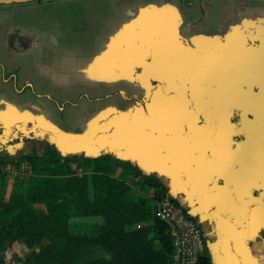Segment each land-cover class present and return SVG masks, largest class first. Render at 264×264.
<instances>
[{"label": "crops", "instance_id": "1", "mask_svg": "<svg viewBox=\"0 0 264 264\" xmlns=\"http://www.w3.org/2000/svg\"><path fill=\"white\" fill-rule=\"evenodd\" d=\"M38 129L61 154L169 177L216 233L218 264H246L263 209L248 195L264 175V0L0 3V157L29 152Z\"/></svg>", "mask_w": 264, "mask_h": 264}, {"label": "trees", "instance_id": "2", "mask_svg": "<svg viewBox=\"0 0 264 264\" xmlns=\"http://www.w3.org/2000/svg\"><path fill=\"white\" fill-rule=\"evenodd\" d=\"M25 139L32 142L29 152L0 157V163L24 166L29 174L26 186L15 184L8 195L0 177V264H168L172 241L153 203L165 194L201 229L199 264H218L216 233L184 199L171 197L169 177L111 152L61 154L40 129ZM132 179L151 188L152 195L137 193ZM248 199L250 210L262 205L264 212V175L254 178ZM77 216H99L102 222H70ZM148 220L151 225L127 228ZM15 243L29 251L19 256L12 249ZM245 246L253 264H264V226L249 232Z\"/></svg>", "mask_w": 264, "mask_h": 264}, {"label": "built area", "instance_id": "3", "mask_svg": "<svg viewBox=\"0 0 264 264\" xmlns=\"http://www.w3.org/2000/svg\"><path fill=\"white\" fill-rule=\"evenodd\" d=\"M183 5L189 0H180ZM15 170L10 163H0V173ZM156 215L167 228L172 241V252L168 264H199L203 238L199 225L186 215L168 195L156 200Z\"/></svg>", "mask_w": 264, "mask_h": 264}, {"label": "rangeland", "instance_id": "4", "mask_svg": "<svg viewBox=\"0 0 264 264\" xmlns=\"http://www.w3.org/2000/svg\"><path fill=\"white\" fill-rule=\"evenodd\" d=\"M15 167V170H10L5 173H0V177L3 179V181L6 183V195H8L10 189L13 185L19 184L21 187H25L29 174L26 172V169L24 166ZM39 209H43L42 206H38ZM263 210V209H262ZM257 217H264V212H259L258 214L252 215L250 218L251 224L256 223ZM70 222H76V223H86V222H92V223H100L102 222V218L99 216H77L72 217L70 219ZM45 243V242H43ZM43 245V244H41ZM40 245V246H41ZM36 249L39 248V246L35 247ZM17 253L21 254V256L25 255L29 249L25 247L24 245H18L16 248Z\"/></svg>", "mask_w": 264, "mask_h": 264}, {"label": "water", "instance_id": "5", "mask_svg": "<svg viewBox=\"0 0 264 264\" xmlns=\"http://www.w3.org/2000/svg\"><path fill=\"white\" fill-rule=\"evenodd\" d=\"M20 1H28V0H0V3L20 2ZM254 224L251 225L249 232L253 231ZM244 250H245V255H246V262L245 263L246 264H253L252 259L249 258V251L247 250L246 246H245Z\"/></svg>", "mask_w": 264, "mask_h": 264}, {"label": "snow or ice", "instance_id": "6", "mask_svg": "<svg viewBox=\"0 0 264 264\" xmlns=\"http://www.w3.org/2000/svg\"><path fill=\"white\" fill-rule=\"evenodd\" d=\"M261 226H264V217H257V221H256V223L253 226V232L258 230V228L261 227Z\"/></svg>", "mask_w": 264, "mask_h": 264}, {"label": "bare ground", "instance_id": "7", "mask_svg": "<svg viewBox=\"0 0 264 264\" xmlns=\"http://www.w3.org/2000/svg\"><path fill=\"white\" fill-rule=\"evenodd\" d=\"M256 140V139H255ZM257 141V140H256ZM251 142V141H250ZM261 143V142H260ZM257 145V144H256ZM263 157V156H262ZM239 164V163H238Z\"/></svg>", "mask_w": 264, "mask_h": 264}]
</instances>
